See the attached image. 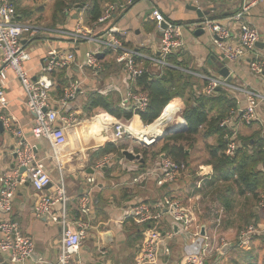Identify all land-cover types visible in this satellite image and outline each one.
Listing matches in <instances>:
<instances>
[{"label": "crops", "instance_id": "crops-1", "mask_svg": "<svg viewBox=\"0 0 264 264\" xmlns=\"http://www.w3.org/2000/svg\"><path fill=\"white\" fill-rule=\"evenodd\" d=\"M57 1L12 0L16 3L14 8L17 20L44 25V29L47 31L58 30L50 28L56 24L54 14ZM63 1L67 5L76 2V0ZM129 1L84 0L83 4L77 3L71 9L65 8L63 16L58 20L60 23L57 24L59 27L69 30L67 32L81 25L93 35L100 34L111 26L118 27L126 47L134 51L135 54L139 53L144 57L142 60L136 57V60L141 63L140 66L146 71V74L132 82L128 80L126 82L127 74L124 67L118 64L115 55L109 52L97 54L96 58L101 64L99 70L88 67L82 70L78 69L79 65L85 64L87 53L96 50L93 44L82 42L83 45L76 46L77 44L71 42L67 37L57 35L56 38L41 42L43 45L39 47L34 48L32 45H28L32 52V61L28 64V70L33 77L41 73V65L45 63L50 49L55 48L75 54L77 65L70 69L59 70L53 76L55 87L52 96L55 100L54 104L57 106V102L63 97L65 90L72 83H80L74 101L77 112L84 120L99 114L92 119L93 122L89 127L91 130L87 134L78 133V136L71 133L57 134L60 136L57 145L46 139L35 138L32 132V117L26 107L27 94L12 72L8 73L5 90L9 100V111L3 115H10L16 119L25 140L35 146L38 158L43 161L50 172L53 183L46 193L53 194L57 183L63 178L69 198L70 217L74 221L83 219L90 222V230L79 255V260L83 264H137L140 247L151 231L161 234L170 248L169 254H160L156 264H186L189 251L186 248L190 242L179 232V228L173 224L172 217L164 208V202L167 199L180 200L183 206H199L194 211L200 236L222 237L233 245L222 256L210 258L207 264H264L263 247H261V245L264 246V239L262 237L256 238L246 248H240L237 244L241 231L247 225L261 221L262 217L257 211L258 202H254L251 198L233 197L231 194L229 196L233 199L232 208H224L220 200L224 196L226 186L213 181V168L207 166L206 148L216 145L218 136L208 139L205 138L204 131H201L195 137V142L185 148L188 162H180L186 165L187 171L177 177L173 183L164 186L158 185V177L161 160L169 158L160 153L161 149L168 144L165 140L159 145L158 151L147 150L145 160L143 155L139 154L144 160L143 163L138 160L129 161L125 158L123 152L129 151L127 149L131 147L123 146L121 144L123 142L112 143L126 149L121 151V157L109 154L97 162L96 157L93 156L95 152L111 142L108 141V135L104 132L103 121H106L101 111L92 114L90 118L82 117L87 99L92 94H99L119 103L120 109L133 113L132 110L124 109L122 106L129 84L137 93L146 92L139 84V80L145 76L151 79H157L158 76L166 78L165 73L169 69L196 79L193 90L197 96L206 95L204 92L206 77L227 79L228 83L239 91L232 88L217 89L226 91L229 101L236 104V107L230 110L227 118L230 117L233 110H236L237 114L232 123L225 127L237 139L239 136L248 137L255 131H261L264 137V104L259 109L260 120L258 122L247 123L240 112L241 109L247 107V96L240 89L264 93V75L260 78L254 76L247 64L224 62L225 59L216 50L208 32L204 30L202 32V29L190 30L189 28L184 31V48L177 55L179 56L178 61H171V59L169 61L174 67L159 68L151 61V59L159 58L161 45V31L157 24L146 20V16L153 9L159 10L170 22L192 26L200 20L213 19L225 25L228 18L237 12L244 0H199L196 7L206 14L203 19L199 18L197 12L190 10L191 4L187 0L136 1L132 6L128 5ZM95 2L100 4L101 17L108 8L116 7L117 9L108 22L87 25L85 13L87 9L95 5ZM249 21L261 33L262 46L259 47V56L261 60H264V0L252 7ZM234 41L237 43L238 39L235 38ZM221 71H224L222 75ZM224 74H227V77H224ZM60 79L67 81L68 85L63 95L59 96L56 92V84ZM147 94L149 95V93ZM173 103L180 107L182 115L185 108L183 100L175 99L170 104ZM3 129V133H0V177L3 172H14L17 169L14 149L18 140L5 130L4 124ZM169 144L175 145L173 142ZM132 149L133 151L130 152L136 154L137 148ZM55 153L58 154L57 158ZM154 153L160 154L154 156ZM103 162L108 163L99 170L98 166ZM141 165L144 167L142 168ZM262 171H264V167H262ZM22 179L23 184L17 190L13 212L6 216L0 215V219L16 220L20 224L23 234L35 241V254L24 263H13L9 260L8 255L0 254V264H42L43 261L56 263L61 248L62 230L44 219L35 218L37 192L33 189L26 174H23ZM263 194L264 192L261 193V195ZM85 196L91 199L90 212L86 215L80 209V202ZM141 205L148 206L152 215L158 217L151 219L148 223H139L138 217L127 218L129 211ZM253 214L256 219L249 221V217ZM218 218H220V224L216 229ZM202 227L205 236L201 233ZM170 234H173L171 238Z\"/></svg>", "mask_w": 264, "mask_h": 264}, {"label": "built area", "instance_id": "built-area-1", "mask_svg": "<svg viewBox=\"0 0 264 264\" xmlns=\"http://www.w3.org/2000/svg\"><path fill=\"white\" fill-rule=\"evenodd\" d=\"M136 1L130 0L128 5ZM263 0H244L237 12L228 18L227 24L223 25L210 19L199 21L195 25L183 27L168 21L157 9H153L146 20L155 22L161 31V41L159 48V58L151 59L159 68L167 69L174 67L171 65L170 57H175L181 53L184 48L183 33L186 29L208 32L212 38L216 50L221 56L230 63L247 64L251 73L260 78L264 75V60L260 59L259 42H262L261 33L257 27L253 26L249 19L251 9L258 2ZM189 4L198 6L199 0H187ZM116 7H110L105 10L103 16L98 20V24H104L112 19ZM166 28L162 29V25ZM46 33H52L54 38L62 35L70 39L74 44L87 43L93 44L96 50L87 53L85 64L79 65L78 69L90 68L99 70L101 64L97 60V54L109 52L115 55L116 62L121 64L127 80L140 78L146 74V71L140 66L141 63L136 60L144 57L139 53L135 54L126 47L122 37L121 30L118 27L111 26L104 32L93 35L83 26L76 27L74 32L50 30L38 26L33 22L20 21L16 19V11L10 0H2L0 5V120L4 124L5 130L17 138V144L14 149L17 169L12 172H3L0 177V215L6 216L13 212L14 200L18 188L23 184L20 170L26 169L24 174L31 180L33 189L37 192V203L35 207V218L44 219L48 215L50 222L62 230L61 248L56 263L43 261L42 264H83L79 260V255L84 240L87 238L90 230V222L86 220L74 221L69 214L68 194L65 180L62 178L57 183L55 192L47 194L46 190L52 185L53 180L50 172L45 167L35 151V146L30 145L24 138L23 131L17 125L14 117L7 114L9 111V100L6 97V85L8 73L12 72L16 79L22 84L26 94V107L32 117L33 135L38 139H46L57 145L60 136L57 134H87L91 130V122L81 118L77 112L74 101L76 100L77 90L80 83H72L64 92L63 97L57 102L52 96L55 84L51 77L54 70L70 69L77 65L76 57L73 52L63 51L52 48L48 51L45 63L41 65V73L33 77L28 64L32 61V52L28 45ZM235 38L238 42L235 43ZM136 55V56H135ZM175 55V56H174ZM135 56V57H134ZM162 75V74H161ZM204 92L212 96L219 88H232L227 79L209 78ZM113 92L114 90H110ZM247 96V107L241 109V115L247 123L258 122L260 120L259 109L264 104V93L250 90H241ZM124 109L132 110L133 119L130 121L117 120L112 123L104 122L105 134L108 135V141L111 143H120L125 137L136 138L132 135L133 123L137 120L141 127L147 128L159 120L161 116L150 125H145L141 121L140 114L144 113L149 106V95L146 92H135L129 84L127 94L123 100ZM169 106V105H168ZM236 110L231 111L230 117L221 122V126H228L232 123ZM182 117V115H181ZM183 125L175 127L171 125V130L187 126L183 120ZM87 124H90L85 130ZM170 130V131H171ZM83 136V135H82ZM136 140L146 147L153 146L157 142L145 145L137 138ZM238 148V143L234 136L230 137L226 154L233 156ZM57 153L55 156L57 158ZM108 162H103L98 166L100 170ZM187 171L185 164L175 162L171 158H163L159 164L158 185L164 186L173 183L175 179ZM93 181V180H92ZM91 199L88 196L82 198L80 209L86 215L90 212ZM164 208L169 212L173 219V224L179 228V232L187 241L190 242L186 248L188 256L186 264H207L212 257H220L224 253V248L230 243L224 238L201 237L197 227V217L194 209L199 206H183L180 200L167 199L164 202ZM257 211L262 217L260 222L247 225L240 233L237 244L240 248H246L256 239L264 237V194L261 195L257 203ZM215 214V211L213 212ZM138 217V222H148L157 218L153 216L148 206L134 207L127 214V218ZM216 229L220 224V218L216 220ZM173 234H170V238ZM36 243L22 232L20 224L14 219H0V254H6L13 263H24L31 259L35 254ZM139 259L137 264H146L158 262L160 254H169L170 248L165 243L161 234L151 231L140 247Z\"/></svg>", "mask_w": 264, "mask_h": 264}, {"label": "trees", "instance_id": "trees-1", "mask_svg": "<svg viewBox=\"0 0 264 264\" xmlns=\"http://www.w3.org/2000/svg\"><path fill=\"white\" fill-rule=\"evenodd\" d=\"M83 1L84 0H76V2H71L72 4L67 5L63 0H58L54 14L56 24L50 28L69 31L59 27L57 23L60 22H58V20L63 16V10L65 8L71 9V7ZM93 1L97 2V0ZM96 2L95 5L87 9L85 13V22L87 25L97 23L101 17L102 11L100 4ZM210 20L214 21L213 19ZM172 23L183 27L190 26V24ZM74 31L75 29H72L70 32ZM53 36L54 35L51 33H46L37 38L33 44L45 42L54 38ZM80 44L83 45V43H79L76 46ZM178 57L179 56L172 57L171 61H178ZM58 71L59 70H54L51 77L53 78ZM165 75L166 78L151 79L145 76L139 80V84L149 93L150 99L147 110L140 114L143 124L150 125L155 122V120L161 116L164 109L175 99H182L185 105L182 118L187 124V130L166 137L164 140L168 144L161 149L160 153L167 155V157L175 162L187 163L188 155L185 148L190 143L195 142V137L199 135L201 131H204L205 138L208 139L213 136H218L217 144L207 146L206 148L208 153V161L206 163L207 166L213 168V181L226 186L224 196L220 200L221 204L224 208H232L233 199L229 196L231 194L233 197L240 196L251 198V200L257 203L261 193L264 192V171H262V167H264V137L262 136V132L255 131L248 137L239 136L238 139L236 138L238 143L236 152L233 156L227 155L226 151L230 139L228 137H231L232 134L227 127H222L220 124L228 117L230 110L236 107L235 103L229 101L228 93L224 90H216L214 96H197L193 90V87L196 85V79L193 77L189 75L185 76L171 69L167 70ZM204 83L207 87L208 82L204 81ZM67 85V81L61 79L58 81L56 84V92L59 96L63 95ZM97 111H101L107 123H112L117 120L130 121L133 119V113L120 109L119 103L114 102L110 98L103 97L102 95L92 94L89 99H87V104L83 108L82 117L90 118V116ZM170 142L175 143V145H170ZM122 150L126 149L117 147L112 143H107L100 150L95 152L93 156L96 157L98 162L109 154L121 157ZM135 153L142 154L143 159H146L147 150L137 149ZM160 153H154V156H158ZM141 167L143 168L144 165H141ZM255 219L256 216H254V214L249 217V221H254ZM146 227L148 226L146 225Z\"/></svg>", "mask_w": 264, "mask_h": 264}, {"label": "bare ground", "instance_id": "bare-ground-1", "mask_svg": "<svg viewBox=\"0 0 264 264\" xmlns=\"http://www.w3.org/2000/svg\"><path fill=\"white\" fill-rule=\"evenodd\" d=\"M180 112V107L173 103L166 108L159 120L147 128L141 127L140 123L136 120L132 126V135L145 145L152 144L170 131L171 125H183Z\"/></svg>", "mask_w": 264, "mask_h": 264}, {"label": "water", "instance_id": "water-1", "mask_svg": "<svg viewBox=\"0 0 264 264\" xmlns=\"http://www.w3.org/2000/svg\"><path fill=\"white\" fill-rule=\"evenodd\" d=\"M79 7H82V6H79ZM190 10H192V11H195V12H197V14H198V16H199V18H201V19H203L205 16H206V14L201 10V9H199L198 7H196V6H193V5H191L190 7ZM164 28H166V24H163L162 25V29H164ZM201 31V30H200ZM202 32H203V30H202ZM199 33V32H198ZM197 33V34H198ZM258 47H260V46H262V42H259L258 43V45H257ZM224 71H226L227 72V70H225L224 69ZM224 71L222 72H220V74L222 75L223 73H224ZM227 74H224V77H227L226 76ZM186 129H187V126H185V127H179V128H176V129H174V130H171V131H168L163 137H161L160 139H158V140H156V142H159L160 140H162L163 138H165L166 136H168V135H170V134H176V133H179V132H184V131H186ZM3 131H4V129H3V124H2V122L0 121V133H3ZM123 155L125 156V158H127V160H129V161H141L142 163L144 162V160L141 158V156L139 155V154H134L133 152H130V151H124L123 152ZM20 172H21V175H23L25 172H26V169H21L20 170ZM29 182L31 183V180H29ZM48 219H49V216L48 215H46V216H44V220H46V221H48ZM177 229V228H176ZM202 235L203 236H205L206 234L204 233V228L202 227ZM233 245H231V244H229V245H227L225 248H224V252H226L230 247H232ZM34 257V256H33Z\"/></svg>", "mask_w": 264, "mask_h": 264}, {"label": "rangeland", "instance_id": "rangeland-1", "mask_svg": "<svg viewBox=\"0 0 264 264\" xmlns=\"http://www.w3.org/2000/svg\"><path fill=\"white\" fill-rule=\"evenodd\" d=\"M11 2H12V0H10ZM37 2H40L41 0H36ZM12 4L14 5H16V3L15 2H12ZM51 4V3H50ZM14 5V6H15ZM38 26H40V27H42V28H44L45 26L44 25H41V24H37ZM41 45H43L41 42H39V43H37V44H34V48H36V47H39V46H41ZM175 56V55H174ZM173 57V56H172ZM226 61H228V60H224V62H226ZM158 78H161L160 76H158ZM74 106H76V105H74ZM76 108H77V106H76ZM183 108H184V106H183ZM99 115V114H98ZM98 115H96V116H98ZM181 115V114H180ZM96 116H94V117H92V118H90V119H87V121H89V122H91V121H93L92 119L93 118H95ZM102 119V118H101ZM90 124H87V126H86V128H85V130H87L88 128V126H89ZM175 125V127H177L179 124H174ZM91 126V125H90ZM257 128L259 127L258 125L256 126ZM171 135V134H170ZM169 136V135H168ZM168 136H166V137H168ZM165 137V138H166ZM165 138H163L162 140H160L159 142H157L156 144H154L153 146H150V147H146V146H144V145H141L137 140H136V138H128V137H126L122 142L123 143H121L123 146H127L128 148L129 147H131V148H129V149H127V150H129V151H133V149L132 148H137V149H141V150H153V149H155L156 151H158L159 149H160V147H159V145L161 144V142L165 139ZM159 148V149H158ZM196 202V201H195ZM252 223V222H251ZM262 239H264V237H262ZM261 247H263V252H262V254H264V246H262L261 245Z\"/></svg>", "mask_w": 264, "mask_h": 264}]
</instances>
